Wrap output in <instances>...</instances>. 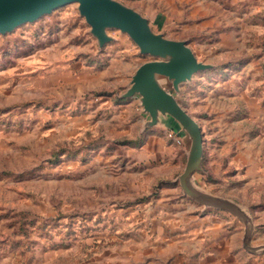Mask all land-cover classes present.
I'll use <instances>...</instances> for the list:
<instances>
[{
    "label": "rangeland",
    "instance_id": "rangeland-1",
    "mask_svg": "<svg viewBox=\"0 0 264 264\" xmlns=\"http://www.w3.org/2000/svg\"><path fill=\"white\" fill-rule=\"evenodd\" d=\"M114 1L148 20L154 34L187 40L212 67L178 96L203 133V173L193 183L246 202L248 236L221 242L235 239L245 264H264V185H236L235 164L228 166L250 141L242 137L240 95L248 88L264 103L257 94L264 92V0ZM107 34L114 41L100 45L74 3L0 35V264L214 258L215 236L198 228L207 218L201 225L209 226L210 211L180 185L185 162L178 172L139 160L140 129L130 135L116 117L114 106L132 99L122 96L139 51L120 30ZM250 129L249 137L257 132ZM240 228L244 235L246 224Z\"/></svg>",
    "mask_w": 264,
    "mask_h": 264
},
{
    "label": "water",
    "instance_id": "water-1",
    "mask_svg": "<svg viewBox=\"0 0 264 264\" xmlns=\"http://www.w3.org/2000/svg\"><path fill=\"white\" fill-rule=\"evenodd\" d=\"M74 3L79 4L81 16L100 45L114 41L108 37L109 29L120 30L130 37L141 56L153 59L138 68L122 99H139L144 114L151 118L144 129L164 120H173L180 127L189 141L187 164L179 177L184 194L206 208L228 210L241 218L246 224V238L250 216L240 207L200 191L193 183L195 173H203V133L198 122L179 104L177 96L195 75L212 67L198 60L188 42L154 34L148 20L114 0H0V35L12 33L24 24L35 23L43 16Z\"/></svg>",
    "mask_w": 264,
    "mask_h": 264
},
{
    "label": "crops",
    "instance_id": "crops-1",
    "mask_svg": "<svg viewBox=\"0 0 264 264\" xmlns=\"http://www.w3.org/2000/svg\"><path fill=\"white\" fill-rule=\"evenodd\" d=\"M175 41L187 42V40L183 39ZM188 46L198 58L194 48L190 46L189 42ZM137 50L139 51L138 48ZM138 56L139 60L136 59ZM138 56H136L135 52H133L130 56L133 57L131 61L135 62L134 65H137L135 73L141 65L153 60L152 58L141 56L140 51ZM183 88L184 87L181 88V92ZM244 90L245 91H243V93L240 95L244 97V99H242L240 102V108L242 111V115H240L242 118L240 119V123L242 126L245 124V128H247V134L245 135V133H243L244 136L242 137H246L247 139H250V141H248L249 145H245L244 147L240 148L238 145V148H236V150H238L235 157L236 159L234 162H231L233 163L231 165H229L228 162V166L232 168L235 164V167L233 168L235 175L234 182L236 185L239 183L246 185V187L250 186L248 188H255L257 191V189L264 185V154H262V149L264 148V103L261 104L259 98H256L259 99V101H255V99L250 96L252 93L248 95V88ZM257 94L258 97H264L263 91L258 90ZM117 105L118 106L115 105L116 107L114 106V109L119 110V113L116 115V117L118 116V118L122 119V122H125V126L122 127L129 129L128 131H130V135H132L134 130L140 129L138 133L139 138H136V141L142 142V145L140 146V155L138 156L139 160H146L147 162H160L164 166H170L173 170L178 172L182 170L183 162H185V166L183 165L185 169L189 154V141L181 133L180 127L173 120H164L155 126L144 129V126L151 121V118L150 116L144 114V110L141 107L137 97L132 98L125 104L121 103ZM253 124L257 128V132L255 135L249 137L250 132H252L250 127ZM170 129H176L181 135L183 139L181 146L175 145L167 138V132ZM196 175H198V172L195 173L193 179ZM198 189L202 192H205L200 188ZM209 194L219 197L224 201L230 202L234 206L240 207L242 212L250 215L248 207L246 206V202L225 198L212 193ZM202 207L209 209L210 213L208 216L203 217H210V222L209 226L206 227L205 225L201 224L208 222L206 220H209V218L202 219V221L199 220L201 221V224L199 223L200 225L198 228L200 232L213 234L216 238V245L210 246L208 251L209 253L213 254L214 258L205 257L200 264H245L247 259L246 255L243 253V247L241 245H235V239H237V237H241V239H243V236L246 234L245 229L244 235H242V229L240 228L239 230V224L241 227V224L243 225V220L228 210L216 209L212 207L206 208L204 205H202ZM235 222L237 224H235ZM234 237L235 239H233V243H230V240L227 242V244L221 242L224 238L231 239Z\"/></svg>",
    "mask_w": 264,
    "mask_h": 264
},
{
    "label": "built area",
    "instance_id": "built-area-1",
    "mask_svg": "<svg viewBox=\"0 0 264 264\" xmlns=\"http://www.w3.org/2000/svg\"><path fill=\"white\" fill-rule=\"evenodd\" d=\"M167 138L177 146H181L183 143V139L176 129H170L167 132Z\"/></svg>",
    "mask_w": 264,
    "mask_h": 264
}]
</instances>
